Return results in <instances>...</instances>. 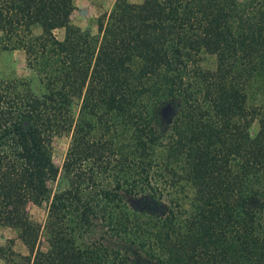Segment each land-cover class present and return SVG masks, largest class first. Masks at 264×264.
Segmentation results:
<instances>
[{"label": "trees", "instance_id": "16d2710c", "mask_svg": "<svg viewBox=\"0 0 264 264\" xmlns=\"http://www.w3.org/2000/svg\"><path fill=\"white\" fill-rule=\"evenodd\" d=\"M77 9L0 0V49L30 73L0 77V227L25 248L0 259L264 264V0H114L83 26Z\"/></svg>", "mask_w": 264, "mask_h": 264}, {"label": "rangeland", "instance_id": "374dc122", "mask_svg": "<svg viewBox=\"0 0 264 264\" xmlns=\"http://www.w3.org/2000/svg\"><path fill=\"white\" fill-rule=\"evenodd\" d=\"M114 0H75L78 9L73 13L72 20L80 25H86L90 19H94L100 13L108 10ZM80 9L83 10L82 14ZM96 30V26H93ZM58 34H62V30L57 31ZM30 76L29 71L26 68V55L23 49H0V77L9 78L12 76L25 77ZM256 90L253 91V96H256ZM70 141V132H63L55 135L53 139L54 147V160L57 164H60L62 158L66 152ZM163 206L166 204V200L162 199ZM29 212L33 218L38 221H44L46 217L45 205H29ZM13 239L15 248L21 251H25L20 239L17 237L16 232L9 227H0V242H4L6 239ZM0 264H4L0 259Z\"/></svg>", "mask_w": 264, "mask_h": 264}, {"label": "water", "instance_id": "95a60500", "mask_svg": "<svg viewBox=\"0 0 264 264\" xmlns=\"http://www.w3.org/2000/svg\"><path fill=\"white\" fill-rule=\"evenodd\" d=\"M160 111H161V115H162L163 119L169 120V118L175 112V108H174V105L172 103L167 102V103H165V104H163L161 106ZM140 201L143 202V206L144 207H147L150 210L155 209L156 211H158L160 209V207L162 206V205L158 204L157 203V200L154 199V198H148V197H146V198H144V199H142ZM151 204L153 206H151Z\"/></svg>", "mask_w": 264, "mask_h": 264}, {"label": "flooded vegetation", "instance_id": "af4514ba", "mask_svg": "<svg viewBox=\"0 0 264 264\" xmlns=\"http://www.w3.org/2000/svg\"><path fill=\"white\" fill-rule=\"evenodd\" d=\"M158 204H160V202H157ZM137 204L139 205V206H142V207H144L143 206V202L142 201H138L137 202ZM151 206H153L152 204H151ZM144 208H146V209H148L147 207H144ZM150 210V209H149ZM153 211H156L155 209H153Z\"/></svg>", "mask_w": 264, "mask_h": 264}]
</instances>
